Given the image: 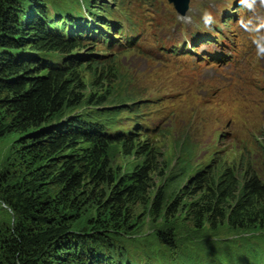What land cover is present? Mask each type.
Wrapping results in <instances>:
<instances>
[{"label":"trees","instance_id":"16d2710c","mask_svg":"<svg viewBox=\"0 0 264 264\" xmlns=\"http://www.w3.org/2000/svg\"><path fill=\"white\" fill-rule=\"evenodd\" d=\"M24 3L0 0V139L18 135L12 163L0 170V204L14 215L13 224H0V264H139L121 253L120 232L132 207L151 203L153 148L140 145L137 130L120 131L121 106L110 115L98 108L106 101L94 100L91 90L101 88L98 97L112 87L111 74L95 64L91 81L81 75L91 68L79 51L90 44L94 23L49 0ZM107 9L93 7L95 22L109 24ZM188 144L187 137L177 140L175 161L190 181L167 208L160 195L150 215L166 225L174 210L194 229L214 232L264 226V175L229 168L223 159L194 171ZM120 146L135 162L123 172L112 163ZM90 208L95 218H86ZM171 233H159L157 244L172 247Z\"/></svg>","mask_w":264,"mask_h":264},{"label":"rangeland","instance_id":"374dc122","mask_svg":"<svg viewBox=\"0 0 264 264\" xmlns=\"http://www.w3.org/2000/svg\"><path fill=\"white\" fill-rule=\"evenodd\" d=\"M49 2L63 12L72 11L87 17L84 12L89 11L88 19L94 21L93 7H108L110 13L105 18L119 24L117 29L107 32L108 28H104L98 35L106 37L108 34L117 41L100 43L99 37L85 41L90 44L83 45L86 47L81 48L79 54L88 57L82 62L85 68L91 65L88 70H80L87 82L92 79L95 64H99V71L109 72L114 82L112 87L105 86L98 97L96 91L101 88L91 90L94 100L104 96L106 101L98 108L110 115L121 106L116 116L120 131L128 134V130H137L140 145L153 148L156 156L152 164L155 173L148 179L147 194L151 203L148 207H132L134 216L129 217L128 228L120 232L121 253L139 264H264V226L242 232L224 226L214 232L206 229L208 227L194 229L174 210L168 212L166 225L150 215L151 204L160 195L167 208L190 181L192 174L185 173L175 161V144L180 138L187 137L188 146L194 151V171L223 159L227 167L236 170L248 167L263 179L264 57L256 55L257 33L242 29L240 24L264 18V11L258 16L246 10L233 14L239 8V0H192L187 16L182 18L165 0ZM205 12L214 19L209 28L203 24ZM257 25L259 22L250 28ZM220 26L239 47L230 49L225 43L219 47L230 58L241 56L237 68L222 70L204 63L198 55L207 46L198 50L196 56L173 54L174 43L181 44L195 34L206 35ZM128 31L135 36L133 40L126 38ZM108 88L114 92H106ZM236 91L241 93L237 95ZM126 96L134 101L123 105L121 101ZM125 107H132L137 113L124 111ZM88 110L95 111V108ZM106 119L115 122L113 117ZM17 139L18 135L0 139V170L12 163ZM113 150L114 170L123 172L135 163L126 158L125 148L120 146ZM97 213L90 208L86 218H95ZM13 222L12 212L0 204V224ZM170 230L175 239L173 246L157 244L159 233L166 234Z\"/></svg>","mask_w":264,"mask_h":264},{"label":"clouds","instance_id":"9594fccd","mask_svg":"<svg viewBox=\"0 0 264 264\" xmlns=\"http://www.w3.org/2000/svg\"><path fill=\"white\" fill-rule=\"evenodd\" d=\"M256 3L257 0H240V4L252 12L255 11ZM259 3L261 5H264V0H259ZM202 20L203 24L206 26L205 28H209L214 23L212 15L208 12L204 13ZM250 24L251 21H249L247 24L244 21H241L242 27L249 28ZM249 30H252L257 33L256 37L254 38V43L256 45V55L258 57H264V23L254 26Z\"/></svg>","mask_w":264,"mask_h":264},{"label":"water","instance_id":"95a60500","mask_svg":"<svg viewBox=\"0 0 264 264\" xmlns=\"http://www.w3.org/2000/svg\"><path fill=\"white\" fill-rule=\"evenodd\" d=\"M170 4H173L177 13L185 17L187 12L189 11L190 4L192 0H168Z\"/></svg>","mask_w":264,"mask_h":264},{"label":"bare ground","instance_id":"6f19581e","mask_svg":"<svg viewBox=\"0 0 264 264\" xmlns=\"http://www.w3.org/2000/svg\"><path fill=\"white\" fill-rule=\"evenodd\" d=\"M88 4V6H89V3H87ZM93 4V3H92ZM86 6V5H85ZM86 9H82V11H85ZM84 14H86L87 15V17H90V14H89V11H88V13H86V11L84 12ZM109 21H113V20H111V18L109 19ZM114 27H115V25H110V27L108 28V31L109 30H112V29H114ZM98 40V39H97ZM119 44V43H118ZM117 44V45H118Z\"/></svg>","mask_w":264,"mask_h":264}]
</instances>
